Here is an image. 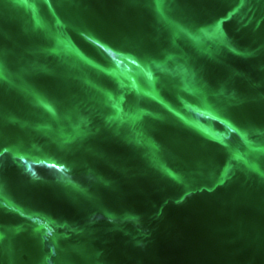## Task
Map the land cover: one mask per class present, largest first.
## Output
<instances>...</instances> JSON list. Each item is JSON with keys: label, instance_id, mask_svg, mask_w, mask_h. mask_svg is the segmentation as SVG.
I'll return each mask as SVG.
<instances>
[{"label": "water", "instance_id": "water-1", "mask_svg": "<svg viewBox=\"0 0 264 264\" xmlns=\"http://www.w3.org/2000/svg\"><path fill=\"white\" fill-rule=\"evenodd\" d=\"M0 264H264V0H0Z\"/></svg>", "mask_w": 264, "mask_h": 264}]
</instances>
